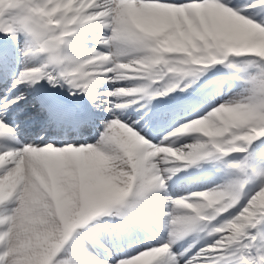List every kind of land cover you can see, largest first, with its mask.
Here are the masks:
<instances>
[{"label":"snow or ice","instance_id":"6c2138e0","mask_svg":"<svg viewBox=\"0 0 264 264\" xmlns=\"http://www.w3.org/2000/svg\"><path fill=\"white\" fill-rule=\"evenodd\" d=\"M0 264H264V0H0Z\"/></svg>","mask_w":264,"mask_h":264},{"label":"bare ground","instance_id":"6f19581e","mask_svg":"<svg viewBox=\"0 0 264 264\" xmlns=\"http://www.w3.org/2000/svg\"><path fill=\"white\" fill-rule=\"evenodd\" d=\"M34 133L29 130L26 127H22L21 128V136L22 138L25 140V142H29L32 137H33ZM200 186V182L198 181H181L176 188L177 192H185L186 190H196L198 187Z\"/></svg>","mask_w":264,"mask_h":264}]
</instances>
